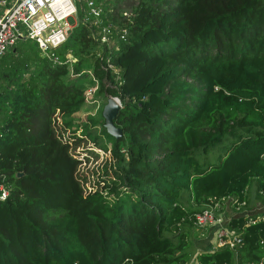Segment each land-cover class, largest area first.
<instances>
[{
	"label": "trees",
	"instance_id": "16d2710c",
	"mask_svg": "<svg viewBox=\"0 0 264 264\" xmlns=\"http://www.w3.org/2000/svg\"><path fill=\"white\" fill-rule=\"evenodd\" d=\"M92 2L102 22L81 0L50 50L71 62L51 61L28 38L0 55V264H185L192 212L246 203L252 184L264 197V0ZM104 20L126 29L116 48L96 41ZM97 50L117 77L99 67ZM82 69L120 99L121 136L100 120L109 144L78 119L91 105ZM77 128L110 152L103 189L85 190L88 176L77 174ZM224 140L214 160L197 157ZM255 215L225 223L240 235L235 252L200 250L196 264H264V211L248 221Z\"/></svg>",
	"mask_w": 264,
	"mask_h": 264
},
{
	"label": "built area",
	"instance_id": "2783aa9c",
	"mask_svg": "<svg viewBox=\"0 0 264 264\" xmlns=\"http://www.w3.org/2000/svg\"><path fill=\"white\" fill-rule=\"evenodd\" d=\"M84 1L88 13L93 16V21L101 23L100 6L94 5L92 0ZM80 2L81 0H0V55L11 49L16 39L28 38L33 40L40 52L51 61L57 63L71 62L70 54L67 53L64 60H60L50 50L65 40L70 27L74 24L69 22V18L76 14L77 5ZM123 14L125 13L123 12ZM125 32L126 29L118 26L115 22L104 20L98 30L96 41L98 44L105 46L107 50L111 47L116 48L115 37H122ZM96 55L99 58V67L105 70L112 69L117 77V68L109 62L108 56L102 57L101 50H97ZM85 72H88L87 75L92 84L83 92V99L86 103L91 104L94 102L97 106L98 99L95 94L99 82L91 69H86ZM102 83L104 86L112 85L108 79H103ZM106 96H111L118 106H121L117 95L106 93ZM4 195L5 191L0 187V197H4ZM234 202L236 210L245 204L244 200H234ZM259 216L261 215L249 216L248 221H253ZM188 220L197 228L214 227V248L226 246L235 252L240 245L239 233L224 224V219L216 211L215 204L192 212Z\"/></svg>",
	"mask_w": 264,
	"mask_h": 264
},
{
	"label": "rangeland",
	"instance_id": "374dc122",
	"mask_svg": "<svg viewBox=\"0 0 264 264\" xmlns=\"http://www.w3.org/2000/svg\"><path fill=\"white\" fill-rule=\"evenodd\" d=\"M99 6V5H98ZM124 13L128 15V10L125 9ZM123 14V13H122ZM119 19V16H118ZM77 20L76 14L73 15L71 18H69L70 23H75ZM116 23V22H115ZM86 69H82V72H85ZM85 74H88V72H85ZM106 79V78H103ZM102 79V80H103ZM92 83H85L83 86V92L87 90ZM99 88V84H98ZM96 98L98 99V105L96 106L95 103H91L89 105V110L86 112H83L78 117L79 121L86 123L90 125L91 129H94L95 134L98 135L97 141L99 143L109 144L110 137L104 133L100 132V120L102 119L100 111L102 104L104 102V99L106 97L105 90H98L95 94ZM55 122L57 121V118L54 119ZM54 124L56 125V123ZM56 131H62L60 128V125H56ZM71 132V131H70ZM73 133V132H72ZM69 134L68 130H65L64 133L61 134L60 138L65 137L67 139V135ZM78 137V139L75 137L71 140L73 142L74 146L71 149L72 152L77 155H84V162H81L77 166V174H87V181L83 183V186L85 187V190H88L90 188V191L94 188L96 189H103L105 183L110 184V180L103 181V177L108 175L107 177H112L114 168H113V161L110 157V152L108 149L103 150L101 147H97L94 141L90 140L89 138H86L85 135L80 131V128H77L71 137ZM69 137V135H68ZM109 141V142H108ZM227 143V140H224L223 143L216 145L215 147L210 148L208 151H206V154H197L198 158L206 157L209 159V161L214 160L216 155L222 153L224 150V145ZM76 151V152H75ZM76 155V156H77ZM105 163V166L101 167L102 163ZM107 173V174H106ZM102 177V180H101ZM106 178V177H105ZM105 182V183H104ZM86 184V185H85ZM88 185V186H87ZM247 200L246 203L241 206L238 210L235 212L233 211V203L230 198L223 199L220 204L215 205L216 211L221 214L222 218L224 219V224L228 221V218L235 215H255L260 214L262 211H264V197L258 195L255 191V187L252 184L247 189ZM183 230L186 232V236L189 240V246L187 247V250L189 252V258L185 264H194L195 262V254L200 250H205L213 247V237L215 235L214 227H203V228H197L189 224H184L182 226Z\"/></svg>",
	"mask_w": 264,
	"mask_h": 264
},
{
	"label": "water",
	"instance_id": "95a60500",
	"mask_svg": "<svg viewBox=\"0 0 264 264\" xmlns=\"http://www.w3.org/2000/svg\"><path fill=\"white\" fill-rule=\"evenodd\" d=\"M118 108L119 106L115 100L111 96H106L100 111L105 131L114 138H119L122 134L121 128L116 126L114 123V118ZM20 174L21 171L16 172V175Z\"/></svg>",
	"mask_w": 264,
	"mask_h": 264
},
{
	"label": "crops",
	"instance_id": "0c3cea01",
	"mask_svg": "<svg viewBox=\"0 0 264 264\" xmlns=\"http://www.w3.org/2000/svg\"><path fill=\"white\" fill-rule=\"evenodd\" d=\"M227 199H228V198H227ZM233 208L235 209V207H234V206H233ZM239 208H240V207H239ZM239 208H238V209H239ZM234 209H233V210H234ZM238 209H237V210H238ZM194 259H195V257H194ZM194 264H196V260H195Z\"/></svg>",
	"mask_w": 264,
	"mask_h": 264
}]
</instances>
